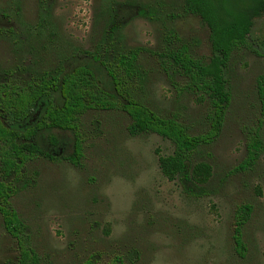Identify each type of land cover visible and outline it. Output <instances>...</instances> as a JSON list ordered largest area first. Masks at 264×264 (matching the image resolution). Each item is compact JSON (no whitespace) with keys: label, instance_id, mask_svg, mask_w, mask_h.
<instances>
[{"label":"rangeland","instance_id":"1","mask_svg":"<svg viewBox=\"0 0 264 264\" xmlns=\"http://www.w3.org/2000/svg\"><path fill=\"white\" fill-rule=\"evenodd\" d=\"M210 35L186 0H0V78L24 82L63 69L73 57L92 53L112 62L140 49L139 100L163 117L178 115L198 135L208 130V107L180 75L164 69L160 54L185 45L207 63ZM263 41L264 16L226 71L232 103L223 131L197 157L214 170L207 196H190L162 174L159 156L172 155L174 145L154 133L132 135L121 109L81 117L79 167L45 158L29 163L32 182L12 204L28 227L37 264H264ZM253 138L263 152L248 166ZM245 205L252 214L241 255L235 217ZM19 255L0 214V264H16Z\"/></svg>","mask_w":264,"mask_h":264},{"label":"trees","instance_id":"2","mask_svg":"<svg viewBox=\"0 0 264 264\" xmlns=\"http://www.w3.org/2000/svg\"><path fill=\"white\" fill-rule=\"evenodd\" d=\"M186 10L201 17L210 29V61L194 58L185 45L160 56L164 69L180 75L185 88L206 103L208 130L204 133L192 134L178 115L163 117L139 100L134 85L143 76L140 49L118 54L112 62L92 53L73 57L63 69L24 82L13 76L0 78V214L6 232L18 243L16 264L39 261L28 227L12 204V198L32 182L26 178L27 166L45 158L79 167L84 158L80 119L91 110L121 109L132 120V135L154 133L169 140L174 153L159 156L162 174L170 181L179 180L190 196L208 195L214 170L197 157L223 131L232 103L226 71L233 54L248 44L255 20L264 16V0H186ZM258 93L263 123L264 77L258 82ZM262 152L263 143L253 138L247 165L255 164ZM251 214L248 205L236 212L234 241L241 255L243 228Z\"/></svg>","mask_w":264,"mask_h":264}]
</instances>
